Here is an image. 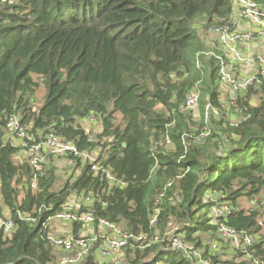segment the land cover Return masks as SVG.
<instances>
[{
    "label": "trees",
    "instance_id": "trees-1",
    "mask_svg": "<svg viewBox=\"0 0 264 264\" xmlns=\"http://www.w3.org/2000/svg\"><path fill=\"white\" fill-rule=\"evenodd\" d=\"M233 10L232 0H0V202L14 223L0 232V264H53L46 221L72 195L88 200L80 210L153 241L123 248L122 264H192L170 236L201 247L199 232L220 241L218 223L250 236L247 249L264 261L261 209L240 204L264 195V83L237 92L231 108L242 117L230 121L219 100L223 53H199L200 31L232 27ZM195 89L208 97L198 123L186 105ZM207 102L218 114L206 115ZM11 115L35 137L55 131L81 152L98 149L117 181L68 156L77 173L56 189L49 156L39 169L15 160ZM91 117L101 127L94 135L81 124ZM216 203L229 212L213 223ZM79 264L100 263L89 252Z\"/></svg>",
    "mask_w": 264,
    "mask_h": 264
},
{
    "label": "built area",
    "instance_id": "built-area-1",
    "mask_svg": "<svg viewBox=\"0 0 264 264\" xmlns=\"http://www.w3.org/2000/svg\"><path fill=\"white\" fill-rule=\"evenodd\" d=\"M7 1L9 3L15 2V0ZM261 1L262 0H232L234 7L237 9L236 11L239 18L252 26V30H241L234 26L230 27L229 25H222L215 30L217 31L222 50L229 59L227 62L225 54L224 56H216L219 61L221 80L230 86L232 91L236 93L245 92L251 86L256 87L264 83V59L260 60V65H258V67L255 68V72L252 73L245 72L244 70L237 72L233 68V63L235 62L239 63L240 66H251L255 58L249 56L250 53L244 50L243 45H253L258 41L264 40V6L260 3ZM199 97V91L196 89L192 90L187 97L186 105L189 107L194 106L198 102ZM234 101L235 100H232L231 104H234ZM205 110L206 115L210 112L218 114V111L210 102L206 103ZM89 120L94 122L93 117ZM5 126L7 134L15 137L13 144L20 147L28 155L33 156V158L30 159V164L36 169H39V164H41V162L48 161L47 154L64 156V158L68 156H79L82 160L89 159L88 161L91 163V169L93 171L98 172L101 170L110 180L117 181L108 170L102 168L98 160H91L89 158V152L79 151L73 141L60 137L55 131H49L35 137L33 134L29 133L27 128L20 124L17 115L9 116ZM207 135L208 132L204 130L199 137L205 138ZM68 160L71 163L73 159L68 157ZM262 201H264V196H262ZM258 204L259 203L254 202L253 205L257 206ZM228 209L229 208L223 203L214 204L209 212L212 222L216 223L220 218L225 217L229 212ZM157 212L158 210H155L151 223H154ZM52 218L69 224L77 223L80 225V229H84L88 226H95V222L98 226L105 228L107 234L101 244L104 257L119 252L128 245L129 247L135 246L138 248H145L153 243L144 233L135 235L123 231L119 226L111 224L103 218H96L91 210H68L64 208L52 217H48L46 225ZM13 228L14 223L9 217H0V232L6 234ZM216 234L220 238L222 246L232 250L233 253H240L238 260L234 262H213L210 258L212 255L211 249H217L218 245L213 244L207 252L205 248L196 247L193 242H187L180 235L176 234L170 236L168 244L171 250L183 253L186 258L191 260L192 264H264V261L253 256L255 250L247 249L253 242L250 236L241 234L224 223H218ZM48 238L54 249H60L70 256L65 264H79L87 256L92 245L97 241L95 236L90 237L82 234H78L75 237L53 236L48 234Z\"/></svg>",
    "mask_w": 264,
    "mask_h": 264
},
{
    "label": "rangeland",
    "instance_id": "rangeland-1",
    "mask_svg": "<svg viewBox=\"0 0 264 264\" xmlns=\"http://www.w3.org/2000/svg\"><path fill=\"white\" fill-rule=\"evenodd\" d=\"M263 6H264V0H262L260 2ZM234 7V5H233ZM237 9L234 7L233 10V14L231 15V20H232V24L234 27L241 29V30H252L253 27L250 26L249 24H247L245 21H243L242 19L239 18L238 13L236 11ZM199 38H200V44L202 46L201 51L199 52L200 55H203L205 58H209L211 54H218V53H223V55L225 54L226 60L227 62L229 61L226 53L222 50V47L220 45V41L218 39V35H217V31L214 30H209V31H200L199 33ZM252 46V45H251ZM245 47V44L243 45V48ZM218 52V53H216ZM250 53V57L255 58L254 59V63L251 66H240L239 63L235 62L233 63L234 66L233 68L235 69V71L239 72V70H244L245 72L248 73H252L255 72V68L258 67V65H260V60L264 59V40L258 41L256 43V45H254L253 47V51L249 52ZM198 85V84H197ZM199 86V85H198ZM45 87L44 85L40 82L39 87L36 89L35 91V106H39L41 105V103L44 100V96H45ZM201 92V91H200ZM219 100L221 102L222 108L224 110V112L229 116L230 121H237L239 120L242 115L235 111L234 109L231 108V102L232 100H234L236 98V96L238 95L236 92H233L231 87L228 86L226 83L221 81L220 87H219ZM206 99H208L207 95L205 93L202 92V94L200 93V99L199 101L192 106L191 108V113H192V117L193 120L198 123L201 119V107L199 106V102H201L202 104H204V102L206 101ZM257 97L254 96L252 97V103L255 104L257 103ZM231 108V109H230ZM119 116V115H118ZM82 126L85 128V130L91 132L92 135L96 134L97 131L101 128L99 123L95 120L94 122L92 121H88V120H82L81 122ZM10 135L6 133L5 137L8 138ZM10 138V137H9ZM98 149H95L91 152L88 153V156L91 160H94L98 157ZM49 156V159L51 161V163L49 162L48 164L53 166L56 170V175H57V181H56V185L55 188H59L62 183L64 182V180H66V178H68V176H70L72 173L76 174L77 173V169L74 168V160H72V162L70 163L67 158H64V156H54V154H47V158ZM19 157V158H18ZM33 158L32 155H28L24 150H20L19 153L17 154V157L15 158L16 161H22V160H26V159H31ZM85 160H89V159H85ZM30 162V161H29ZM73 170H75V172H72ZM33 185H35V182L33 181ZM264 196V195H263ZM258 198H260V196H257L254 200L252 201H248L245 197L240 199V204L242 208L248 209L249 207H252L254 202H258ZM262 198V196H261ZM86 201L87 200H83ZM82 200H80V197L77 195H72L68 200V204H66L65 209L68 210H76V209H80L79 207H81ZM0 212L2 211V204L0 202ZM257 209H261L262 212V217L261 219H264V201H261L258 206ZM198 235L200 236V240L202 242V246L201 248H205L207 246V250L211 248V246L213 244L218 245L217 249H211L212 250V255L215 257H217L218 259H220L219 261L222 260H238V256L236 255L234 257L233 251H222V252H218L215 250H221L219 248L220 245V241L216 240V237L210 235L209 233H202L199 232ZM96 244V243H95ZM209 245V246H208ZM93 248H96V245H92V247L90 248V253L92 252V250H94ZM57 249V248H56ZM88 255V254H87ZM55 258H57L56 261H53V264H65V262L67 261V259L70 258V256L66 253L61 251L60 249H57V251H55ZM110 260L109 262H107V264H122L125 260V253H124V249H122L119 252L113 253L110 255L109 257ZM107 260H102L100 262V264H105V262Z\"/></svg>",
    "mask_w": 264,
    "mask_h": 264
},
{
    "label": "crops",
    "instance_id": "crops-1",
    "mask_svg": "<svg viewBox=\"0 0 264 264\" xmlns=\"http://www.w3.org/2000/svg\"><path fill=\"white\" fill-rule=\"evenodd\" d=\"M251 45H245L244 50L246 52L253 51V47L256 44H253L252 46ZM239 72H240V70H239ZM9 137L7 139L11 140V142L13 143V141L15 140V137L13 135H10ZM66 204H68V202ZM84 204H88V203L86 201H84ZM0 214L2 215V217H8V210L5 207H3V205H2V211L0 212ZM106 231L107 230L105 228L100 227V226H88V227H86L84 229H79L78 230V234H82V235L90 236V237L95 236V238L97 240L95 242L96 243L95 244L96 248H94V250H92L91 254L94 257V259L97 262H99V263L102 260L105 261L107 259H110L109 258L110 256L104 257L103 256V252L101 250V244H102V242L104 240L105 235L107 234ZM47 233L51 234L53 236H74L75 237V236L78 235V234H75V235L73 234L74 233L73 232V226L71 224L66 223V222H62V221H60V220H58L56 218H52L47 223ZM219 248L221 250H215V251H218V252H222V251H230L231 252L232 251V250H229L228 248H226L225 246H222V243H220ZM55 251H57V249H53V256H54L53 261L57 260V258H55ZM109 261L110 260H107L105 262V264H107V262H109Z\"/></svg>",
    "mask_w": 264,
    "mask_h": 264
}]
</instances>
